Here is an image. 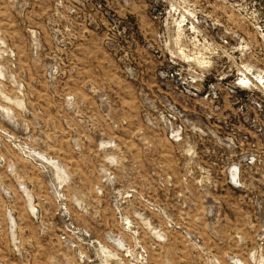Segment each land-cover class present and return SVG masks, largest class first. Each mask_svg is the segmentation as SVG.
<instances>
[{"label":"rangeland","instance_id":"rangeland-1","mask_svg":"<svg viewBox=\"0 0 264 264\" xmlns=\"http://www.w3.org/2000/svg\"><path fill=\"white\" fill-rule=\"evenodd\" d=\"M0 264H264V0H0Z\"/></svg>","mask_w":264,"mask_h":264}]
</instances>
